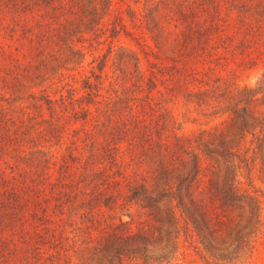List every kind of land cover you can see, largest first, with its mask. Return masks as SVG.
I'll list each match as a JSON object with an SVG mask.
<instances>
[{
  "label": "trees",
  "instance_id": "trees-1",
  "mask_svg": "<svg viewBox=\"0 0 264 264\" xmlns=\"http://www.w3.org/2000/svg\"><path fill=\"white\" fill-rule=\"evenodd\" d=\"M241 154L264 170V0H0V264H230Z\"/></svg>",
  "mask_w": 264,
  "mask_h": 264
},
{
  "label": "rangeland",
  "instance_id": "rangeland-1",
  "mask_svg": "<svg viewBox=\"0 0 264 264\" xmlns=\"http://www.w3.org/2000/svg\"><path fill=\"white\" fill-rule=\"evenodd\" d=\"M130 2L131 0H125ZM113 4H118V0H112ZM103 50V49H102ZM101 50V51H102ZM257 72L252 71L243 80L250 85L254 84ZM247 156V155H245ZM247 158V157H246ZM235 180L241 188L255 189L260 200V218L259 232L252 242L250 250L244 252L237 260L230 264H264V170L259 166L255 159L253 162L250 158L243 159V154L235 159ZM171 264H212L203 260L195 251L188 240L180 239V244Z\"/></svg>",
  "mask_w": 264,
  "mask_h": 264
}]
</instances>
